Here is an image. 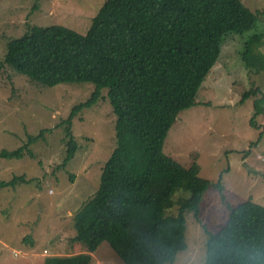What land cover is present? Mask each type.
<instances>
[{"label":"trees","instance_id":"obj_1","mask_svg":"<svg viewBox=\"0 0 264 264\" xmlns=\"http://www.w3.org/2000/svg\"><path fill=\"white\" fill-rule=\"evenodd\" d=\"M258 17L241 0H109L85 36L64 27H29L8 44L6 66L34 83H94L87 101L73 107L67 120L66 155L62 167L78 154L71 126L78 114L102 99L104 89L118 116L117 149L107 163L100 190L75 216L72 246L82 254L49 258L44 264H95L92 255L104 245L124 264H173L186 252L187 216L201 220V206L210 189L229 210L216 233L207 231L205 264H264V207L252 201L226 203L222 177L214 184L201 177L196 161L185 168L164 154V144L179 114L197 106V97L219 61L229 36L244 37L256 29ZM264 35L245 41V51L260 45ZM254 102L251 125L262 114L259 88L244 93L241 104ZM46 133L29 136L26 145L0 153V160H21L29 145ZM34 158V157H33ZM28 183L14 178L0 190ZM177 190L191 198L177 217L166 218ZM203 224V223H202ZM204 229L207 226L203 224Z\"/></svg>","mask_w":264,"mask_h":264},{"label":"rangeland","instance_id":"obj_2","mask_svg":"<svg viewBox=\"0 0 264 264\" xmlns=\"http://www.w3.org/2000/svg\"><path fill=\"white\" fill-rule=\"evenodd\" d=\"M109 0H0V65L8 44L23 37L29 27H64L85 36ZM255 14L257 27L244 37L229 36L221 56L197 97V106L179 114L164 144V154L185 168L198 161L201 177L216 184L222 177L226 203L236 207L252 201L264 207V104L251 125L254 102L241 100L259 88L264 95V38L244 52L245 41L264 35V0H241ZM94 83H62L46 87L13 68L0 71V153L16 151L29 136L45 135L29 145L33 157L0 160V182L24 178L28 183L0 190V264H44L49 258L82 254L73 247L75 216L101 188L107 163L117 149V120L109 89L90 109L78 114L71 135L78 154L62 167L66 155L67 120L73 107L87 102ZM191 195L177 190L164 217L175 218ZM222 197L210 189L201 206V220L187 216L186 252L173 264H187L198 250L200 264L207 258V231L216 233L228 221ZM95 264H124L104 244L93 256Z\"/></svg>","mask_w":264,"mask_h":264},{"label":"clouds","instance_id":"obj_3","mask_svg":"<svg viewBox=\"0 0 264 264\" xmlns=\"http://www.w3.org/2000/svg\"><path fill=\"white\" fill-rule=\"evenodd\" d=\"M199 252L198 250L193 254V256L187 261V264H200V260L198 259Z\"/></svg>","mask_w":264,"mask_h":264},{"label":"crops","instance_id":"obj_4","mask_svg":"<svg viewBox=\"0 0 264 264\" xmlns=\"http://www.w3.org/2000/svg\"><path fill=\"white\" fill-rule=\"evenodd\" d=\"M92 256H94V255H92Z\"/></svg>","mask_w":264,"mask_h":264}]
</instances>
